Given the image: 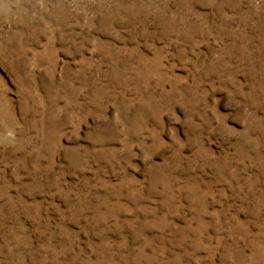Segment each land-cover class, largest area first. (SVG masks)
<instances>
[{
  "label": "rangeland",
  "instance_id": "1",
  "mask_svg": "<svg viewBox=\"0 0 264 264\" xmlns=\"http://www.w3.org/2000/svg\"><path fill=\"white\" fill-rule=\"evenodd\" d=\"M0 264H264V0H0Z\"/></svg>",
  "mask_w": 264,
  "mask_h": 264
}]
</instances>
